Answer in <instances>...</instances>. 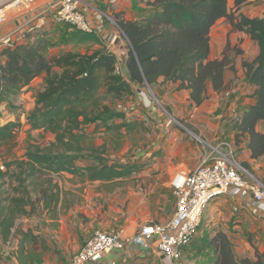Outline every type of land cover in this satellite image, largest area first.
I'll return each mask as SVG.
<instances>
[{"label": "crops", "instance_id": "0c3cea01", "mask_svg": "<svg viewBox=\"0 0 264 264\" xmlns=\"http://www.w3.org/2000/svg\"><path fill=\"white\" fill-rule=\"evenodd\" d=\"M38 1L44 2L36 5ZM50 1L52 0H35L33 8L28 12L13 17L1 25L0 35L9 32L16 25H24L25 28L14 36L16 45L32 40L37 34H43L56 42L60 37V31L66 26L52 23L50 17L41 21L37 15L38 11ZM233 1L230 4L228 0L229 8L233 7ZM153 2L154 0H116L115 2L85 0L81 6L88 21L96 29L93 34L98 42L76 45L85 47L86 52L92 45L98 49L110 40L112 47L109 49L112 51L115 37L122 32L117 22L142 19L151 12ZM238 14L249 18H264V0H252L242 4L235 12V15ZM28 19H33L31 24H28ZM68 30L73 29L68 27ZM55 38L57 39L54 40ZM65 38H67L66 35ZM209 44L210 52L207 60L220 59L223 54L230 60L224 73L225 89L219 93L215 92L211 83L207 82L205 98L197 105L190 99V91L179 88L177 82H162L160 78L152 87L146 85L140 88L133 85V93L116 106L117 110L124 112V120L116 119L114 122L117 124L137 122L138 126L131 131L123 127L120 130L119 139L113 136L111 140L96 139L94 145L105 144L106 157L109 158L110 163L135 161L143 163L144 166L139 171L109 180H90L86 175L67 172L52 174L59 188V199L55 209L43 210L38 207L34 213L23 216L16 222L17 229L30 231L37 238L35 242L26 245L22 251L21 258L26 255L31 258L27 264H65L68 258L89 239L95 229L121 230L123 236H132L141 224L166 223L175 209V197L171 184L174 175L193 171L201 159L209 155L212 148L222 141L233 145L236 150V160L264 184V157L252 158L247 148L248 135L241 134L236 139V132L233 129L234 120L254 102L252 95L255 87L247 83L242 62L251 61L258 54V44L244 32L233 30L225 18L218 19L210 29ZM52 50L51 53L55 54ZM1 51L2 49H0V65L6 60ZM92 51L89 50V53ZM41 84L42 76H39L28 87L12 96L10 103L1 102L0 125L18 121L21 125L19 132L22 128H26L28 136L34 131L44 133L42 130H31L26 123V116L34 106V93ZM144 90L152 92V96L164 104L163 108L166 112L171 114L172 111V120L155 116V114L144 116L141 111L147 113L150 109L151 111L155 109L151 104H146L148 99ZM210 99L212 102L209 103ZM13 101L15 105L22 104L24 107L20 113L21 122L15 118L18 115L17 111L7 109V107H13ZM137 106L141 111L137 109ZM148 118H151L150 120H153L156 125L152 130L149 144L147 141V144L142 146V150L137 148L140 152L134 156V160L112 159L109 148L112 153L119 152L126 137L137 131H149V127L146 126ZM94 127L95 124L89 125L88 131H92ZM256 130L264 131V120L257 123ZM105 134L108 132L101 131L95 136L105 137ZM22 154L8 153L2 159L7 156L8 158L20 157ZM92 164L94 161L89 158L76 161V165L80 168ZM251 204L252 197L249 194L236 197L223 195L213 199L204 210L205 222L203 223L201 219L199 230L202 227L203 229L199 237L202 236V239L208 242L216 233L222 232L229 238L237 258L256 259L260 256L264 259V212H253ZM215 225L218 229L213 228ZM18 237L12 240L13 245L17 244ZM191 243L184 248L183 258L188 256L190 249H193V254H199L202 251L196 242ZM9 249L11 261L7 264H24L17 260L20 252L17 251L16 246ZM208 252L211 253L210 264H212L215 254L212 251ZM168 263L173 264L152 249L128 243L120 250L105 254L98 264Z\"/></svg>", "mask_w": 264, "mask_h": 264}, {"label": "trees", "instance_id": "16d2710c", "mask_svg": "<svg viewBox=\"0 0 264 264\" xmlns=\"http://www.w3.org/2000/svg\"><path fill=\"white\" fill-rule=\"evenodd\" d=\"M250 1L234 0L230 9L228 0H154L151 12L142 19L117 22L128 44L123 59L104 46L91 53L87 48L85 53L52 54L57 42L43 34L2 49L6 60L0 65V103H10L12 96L42 76L26 123L31 130L53 135L46 146L28 145L20 157L1 159L0 243L10 245L19 236L14 245L20 252L18 261H31L28 255L21 258L22 251L37 238L30 231L17 229L16 222L38 207L55 209L59 188L52 174L67 172L90 180H109L144 166L135 161L110 163L105 144L92 145L98 132L115 131L119 139L123 127L131 131L138 126L137 122H114L124 120V112L116 106L133 93V85L152 87L160 78L177 82L179 88L190 91V99L197 105L205 98L207 82L215 92L225 89L224 73L230 60L225 54L207 60L209 31L220 18L233 30L249 35L259 47L251 61L242 62L247 83L255 87L254 102L234 120L233 129L236 139L248 135L252 158L264 157V131L256 130L257 123L264 120V18L235 15ZM66 40L83 45L98 42L93 33L76 30H71ZM91 124L95 127L88 131ZM20 127L18 121L0 125V146L13 147ZM82 158L92 159L94 164L80 168L76 161ZM206 249L215 254L212 264H264L260 256L237 258L222 232L207 242Z\"/></svg>", "mask_w": 264, "mask_h": 264}, {"label": "built area", "instance_id": "2783aa9c", "mask_svg": "<svg viewBox=\"0 0 264 264\" xmlns=\"http://www.w3.org/2000/svg\"><path fill=\"white\" fill-rule=\"evenodd\" d=\"M85 0H52L37 13L39 20L48 17L52 23L90 34L96 29L88 21L82 4ZM116 0H111L115 2ZM35 0H0V26L33 8ZM100 17V16H99ZM33 19H28L31 24ZM25 28L16 25L0 35V47L16 46L14 36ZM232 144L218 143L189 173H177L171 180L175 209L166 223L141 224L132 236L121 230H93L89 239L71 255L65 264H98L105 254L126 244L152 249L165 260L179 262L183 250L197 236L207 204L220 196L251 195L252 211L264 212V184L235 158Z\"/></svg>", "mask_w": 264, "mask_h": 264}, {"label": "rangeland", "instance_id": "374dc122", "mask_svg": "<svg viewBox=\"0 0 264 264\" xmlns=\"http://www.w3.org/2000/svg\"><path fill=\"white\" fill-rule=\"evenodd\" d=\"M231 1L232 0H230V4H231ZM42 2H44V1H38V2H36V5H39ZM69 32L70 31L67 28H65L64 30L60 31L59 39L58 40H56L57 38L54 39L57 42V46L52 50L53 53L60 54V53H66V52H70V51H73V52H85V50H86L85 47H81L80 45H76L73 41L66 40L65 35L67 36ZM108 45H109V47H108ZM102 46H104L106 48L107 47L108 48L112 47V45L110 43V40L109 41L107 40L105 42V44L102 45ZM0 49H1V47H0ZM93 49H96V46L92 45L89 48L90 51H92ZM144 93H145V95H146V97L148 99V103H146V104H149V105L151 104V106H153L155 108L154 111H151V109H150L146 113L144 111H141L140 107L137 106V109H139L141 112H143L144 116L155 114V116L167 117V120H170V119L172 120V118H171L172 111H171V114H170V112L169 113L166 112L164 110V108H163L164 104H162L157 98L152 96V94H151L152 92H149L148 90H144ZM139 97H141V96H139ZM223 99L225 100V96H223ZM210 102H212L211 99H210L209 103ZM127 103L130 104L129 102H127ZM13 104H14L13 107H7V109L8 110L17 111L18 115H16L15 118L20 121L21 120L20 119V113H21V111L24 110V107H23L22 104L21 105H15L16 103L14 101H13ZM119 104L120 103H118V105ZM14 114H16V113L14 112ZM203 116H205V115H203ZM150 119L149 118L146 119L147 122H148V124L146 126H147V128L149 127V131L148 130L146 132L137 131L136 133L131 134L128 137H126V140H125V142H124V144H123V146L121 148V151L116 152V153H112L111 152V148H109V153H110L112 159H115L116 161L134 160V156L136 154L138 155V153L140 152V151L137 150V148H140L142 150L143 149L142 146L147 144V141H148V144L151 141L152 134H153L152 130H154V127L156 125L154 124V121L150 120ZM186 126H187V124H186ZM26 132H27L26 128H22L21 131L18 134H16V139H15L16 143H15V145L13 147H11V145H9V144H5V145L0 146V161L3 158V156H6L8 153H11V155L12 154H16V153L18 155H20L23 152H25V149L27 148L28 145L46 146L53 139V136H51V134H47L45 132L42 133L41 131H39V132L38 131H34L31 134H29V136L27 135ZM115 134H116L115 131H109L108 134H105V137L94 136V138L92 140V145H94L96 139L98 141L101 138H103L104 140L105 139L111 140L112 136L115 138V136H116ZM144 141H146V142H144ZM235 153H236V150H235L234 154ZM7 158H8V156H7ZM204 214H205V211L203 212V215H202V222L203 223L205 222L204 219H203L204 218ZM21 224H23V222ZM27 227H29V226L27 225ZM33 227H35V226H33ZM216 227L218 229V226H216V225L213 226L214 229H216ZM202 229H203V227L201 228V230L198 231V234H197L196 238L192 242V243L196 242V244L200 245V250H202V251L199 252V254H193V251H192L193 249H190L191 251H189L188 256L186 258H183V255H182L181 260L179 262H175L173 264H210V256H211L210 254L211 253H209L207 251V249H206V244H207L206 241L207 240L206 239H202V236L199 237L200 233L202 235V232H201ZM205 235L206 234H204V236ZM12 246H14V245L13 244L12 245H8V244L4 245V244L0 243V256L2 257V259L0 258V260L3 262V264H7V263H9L11 261V251H10L9 248L12 247ZM190 247H191V245H190ZM190 247H188V248H190Z\"/></svg>", "mask_w": 264, "mask_h": 264}, {"label": "water", "instance_id": "95a60500", "mask_svg": "<svg viewBox=\"0 0 264 264\" xmlns=\"http://www.w3.org/2000/svg\"><path fill=\"white\" fill-rule=\"evenodd\" d=\"M124 40V42H123ZM127 41L126 38L124 36V34L121 32V35H118L115 37L114 41H113V48H112V52L120 55L122 58L125 56L126 54V46H127Z\"/></svg>", "mask_w": 264, "mask_h": 264}]
</instances>
